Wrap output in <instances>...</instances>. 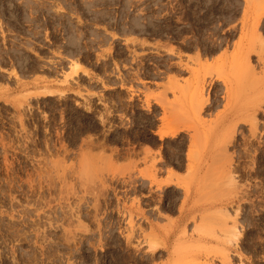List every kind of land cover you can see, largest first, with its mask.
<instances>
[{
	"label": "rangeland",
	"instance_id": "374dc122",
	"mask_svg": "<svg viewBox=\"0 0 264 264\" xmlns=\"http://www.w3.org/2000/svg\"><path fill=\"white\" fill-rule=\"evenodd\" d=\"M0 264H264V0H0Z\"/></svg>",
	"mask_w": 264,
	"mask_h": 264
},
{
	"label": "crops",
	"instance_id": "0c3cea01",
	"mask_svg": "<svg viewBox=\"0 0 264 264\" xmlns=\"http://www.w3.org/2000/svg\"><path fill=\"white\" fill-rule=\"evenodd\" d=\"M169 129L170 128H164L163 127V123L160 122V124L157 126L156 129L153 130V132H154V134H156L158 139H160L163 142V141H166L169 138H172V136H170V135L162 136V134H161V132H163L165 130H169ZM182 132H184V131L181 130V131H179L178 134H181ZM190 138H191V136H190ZM143 150H144V148H143ZM151 150L153 151L152 155H154V154L157 155V158L159 157L158 151H160L161 154H162V149L151 148ZM170 169H172V171H173L171 176H170L172 178V182L167 184L165 189L166 188H175V189L177 188V189H180V190L184 191L183 188H181L175 182L179 181V180H185L186 179V172H180V171H177L174 168H172V167L170 168L168 166L163 167L161 165V163H158V167H157V170H156L157 179L160 181L161 184H163L164 181L169 179V170ZM155 191L157 192V185H155ZM184 194H185V191H184ZM190 201H191V195H188L186 197V201L184 202L183 210L179 211L175 215H171L170 222L172 223V229L170 230L169 234H162V236L165 237L166 241H169V238L178 235L179 231H181V226H183V223L185 222L188 214L191 211V203H190ZM177 209L179 210V204H177ZM157 215H158V213L156 211L155 216L157 217ZM175 247L176 246L173 243L171 245V248L174 249Z\"/></svg>",
	"mask_w": 264,
	"mask_h": 264
},
{
	"label": "bare ground",
	"instance_id": "6f19581e",
	"mask_svg": "<svg viewBox=\"0 0 264 264\" xmlns=\"http://www.w3.org/2000/svg\"><path fill=\"white\" fill-rule=\"evenodd\" d=\"M73 69L75 72L79 71V70H84V65H82L81 63H79L78 61L77 62H74L73 64ZM72 75V74H71ZM52 93V92H51Z\"/></svg>",
	"mask_w": 264,
	"mask_h": 264
}]
</instances>
